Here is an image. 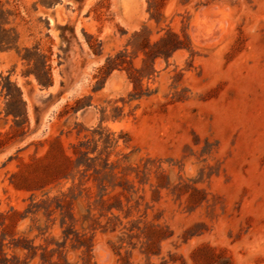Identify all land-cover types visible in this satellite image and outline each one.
<instances>
[{"label":"rangeland","instance_id":"374dc122","mask_svg":"<svg viewBox=\"0 0 264 264\" xmlns=\"http://www.w3.org/2000/svg\"><path fill=\"white\" fill-rule=\"evenodd\" d=\"M0 4V264H264V0Z\"/></svg>","mask_w":264,"mask_h":264},{"label":"trees","instance_id":"16d2710c","mask_svg":"<svg viewBox=\"0 0 264 264\" xmlns=\"http://www.w3.org/2000/svg\"><path fill=\"white\" fill-rule=\"evenodd\" d=\"M9 15H10V11L8 9H5L4 6L0 4V31L1 32L6 31V29L3 26L8 23ZM8 43L9 42H7V40H5L3 36H0V50L8 49L10 47ZM37 78L39 82L43 83L38 75H37ZM44 85H47V84H44Z\"/></svg>","mask_w":264,"mask_h":264},{"label":"bare ground","instance_id":"6f19581e","mask_svg":"<svg viewBox=\"0 0 264 264\" xmlns=\"http://www.w3.org/2000/svg\"><path fill=\"white\" fill-rule=\"evenodd\" d=\"M204 18H205V17H204ZM207 19H208V18H207ZM211 19H213V18H211ZM211 22H212V20H206V19L203 21V23H204L205 25H206L207 23H211ZM215 22H216V21H215ZM201 23H202V22H201ZM209 26H210V25H209ZM208 28H209V27H208Z\"/></svg>","mask_w":264,"mask_h":264}]
</instances>
